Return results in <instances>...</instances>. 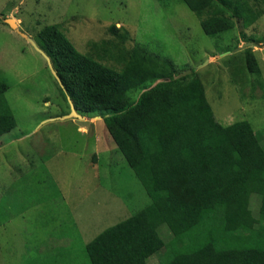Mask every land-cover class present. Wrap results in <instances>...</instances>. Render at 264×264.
Instances as JSON below:
<instances>
[{
	"label": "rangeland",
	"instance_id": "1",
	"mask_svg": "<svg viewBox=\"0 0 264 264\" xmlns=\"http://www.w3.org/2000/svg\"><path fill=\"white\" fill-rule=\"evenodd\" d=\"M241 1L251 22L228 9L234 29L212 38L182 0H0V79L16 119L0 138V264H91L87 244L151 204L105 116L62 120L70 97L47 59L4 20L36 43L57 26L79 52L118 71L136 48L172 61L173 80H203L220 123L247 120L264 143V0ZM247 48L260 75L247 70ZM131 96L137 103L140 94ZM163 237L166 247L149 264L170 255L172 236Z\"/></svg>",
	"mask_w": 264,
	"mask_h": 264
},
{
	"label": "trees",
	"instance_id": "2",
	"mask_svg": "<svg viewBox=\"0 0 264 264\" xmlns=\"http://www.w3.org/2000/svg\"><path fill=\"white\" fill-rule=\"evenodd\" d=\"M182 1L212 38L234 29L228 9L245 24L252 19L241 0ZM111 32L119 34L115 26ZM37 43L77 112L105 116L151 199L87 244L91 264H149L167 245L164 231L171 253L160 264H264V143L249 121L220 123L200 77L173 80L172 61L140 48L121 58L118 71L79 52L57 26L45 27ZM245 59L249 73L260 75L253 48ZM165 78L171 80L152 86ZM8 90L0 79V138L16 128ZM135 92L140 97L132 103Z\"/></svg>",
	"mask_w": 264,
	"mask_h": 264
},
{
	"label": "water",
	"instance_id": "3",
	"mask_svg": "<svg viewBox=\"0 0 264 264\" xmlns=\"http://www.w3.org/2000/svg\"><path fill=\"white\" fill-rule=\"evenodd\" d=\"M5 23H7L12 29H15L17 31V33L19 35H21L22 37H24L25 39L29 40L31 42V44L47 59V61L49 62L50 64V67L51 69L53 70L56 78L58 79L59 83L62 85V87L64 88L62 82H61V79L60 77L58 76L56 70L53 69V66L51 64V59L50 57L38 46V44L32 40L26 33H24L23 31L20 30V27L14 22L13 19H5L4 20ZM69 97V96H68ZM70 104H71V113L68 114L67 116L63 117L62 120H67V119H71L73 117H76L78 119H81V120H85L86 118L82 115H80L77 110L75 109L74 107V104L72 102V100L70 99Z\"/></svg>",
	"mask_w": 264,
	"mask_h": 264
},
{
	"label": "crops",
	"instance_id": "4",
	"mask_svg": "<svg viewBox=\"0 0 264 264\" xmlns=\"http://www.w3.org/2000/svg\"><path fill=\"white\" fill-rule=\"evenodd\" d=\"M86 120V119H85ZM79 132V131H78Z\"/></svg>",
	"mask_w": 264,
	"mask_h": 264
},
{
	"label": "bare ground",
	"instance_id": "5",
	"mask_svg": "<svg viewBox=\"0 0 264 264\" xmlns=\"http://www.w3.org/2000/svg\"><path fill=\"white\" fill-rule=\"evenodd\" d=\"M15 22V21H14Z\"/></svg>",
	"mask_w": 264,
	"mask_h": 264
}]
</instances>
